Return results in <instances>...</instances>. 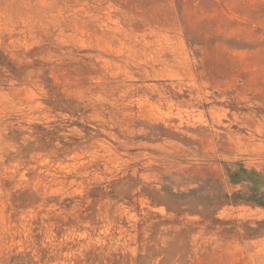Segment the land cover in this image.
<instances>
[{"label":"rangeland","instance_id":"obj_1","mask_svg":"<svg viewBox=\"0 0 264 264\" xmlns=\"http://www.w3.org/2000/svg\"><path fill=\"white\" fill-rule=\"evenodd\" d=\"M0 264H264V0H0Z\"/></svg>","mask_w":264,"mask_h":264},{"label":"trees","instance_id":"obj_2","mask_svg":"<svg viewBox=\"0 0 264 264\" xmlns=\"http://www.w3.org/2000/svg\"><path fill=\"white\" fill-rule=\"evenodd\" d=\"M230 203V202H229Z\"/></svg>","mask_w":264,"mask_h":264}]
</instances>
